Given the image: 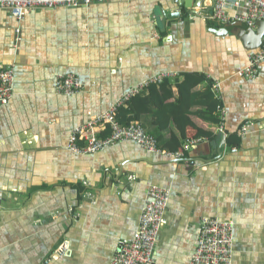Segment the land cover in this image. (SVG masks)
<instances>
[{
  "label": "crops",
  "instance_id": "crops-1",
  "mask_svg": "<svg viewBox=\"0 0 264 264\" xmlns=\"http://www.w3.org/2000/svg\"><path fill=\"white\" fill-rule=\"evenodd\" d=\"M191 3L40 7L19 21L0 9V68L14 66L0 107V264H110L118 241L136 232L150 185L169 191L151 264H187L204 217L233 223V264H264V61L255 78L240 75L259 50L253 31L244 26V39L239 21H210L213 0ZM165 72L220 83L222 130L198 116L173 119L181 157L129 140L93 154L69 149L74 127ZM64 75L82 90L57 92ZM135 97L134 121L149 125Z\"/></svg>",
  "mask_w": 264,
  "mask_h": 264
},
{
  "label": "built area",
  "instance_id": "built-area-1",
  "mask_svg": "<svg viewBox=\"0 0 264 264\" xmlns=\"http://www.w3.org/2000/svg\"><path fill=\"white\" fill-rule=\"evenodd\" d=\"M110 0H0V9H7L16 20H21L30 11L40 7L85 6L93 2ZM213 12L210 21L229 22L230 20L254 26L257 20H264V0H213ZM229 10L233 13L229 14ZM242 10L243 12L239 11ZM19 29H16L18 32ZM258 51L248 56L247 66L240 72L246 78H255L257 66L264 61V36ZM176 74L165 72L152 76L128 91L122 98L113 102L102 113L93 115L89 120L74 127L68 138V147L75 154H93L101 148L115 142L133 141L149 152L161 153L170 157H181L183 152L161 148L157 139L147 132L138 121L123 125L117 118V110L130 97L140 93L143 86L151 82H160L164 78H173ZM14 66L0 68V107L5 105L12 93ZM218 81L212 85L217 99L219 97ZM57 92L72 94L79 92L83 84L75 75L58 76L55 80ZM225 120V109L219 110V125ZM245 124L241 133L244 132ZM108 129V134L100 136L101 130ZM224 132V131H221ZM169 200V191L159 185H150L146 190V201L140 213L136 232L130 239H120L110 264H151L162 228L166 223L165 211ZM199 235L194 251L187 264H233V223L217 218L204 217L199 223ZM64 251V246L61 248Z\"/></svg>",
  "mask_w": 264,
  "mask_h": 264
},
{
  "label": "trees",
  "instance_id": "trees-1",
  "mask_svg": "<svg viewBox=\"0 0 264 264\" xmlns=\"http://www.w3.org/2000/svg\"><path fill=\"white\" fill-rule=\"evenodd\" d=\"M213 83V79L199 72L179 73L173 79L164 78L160 82L148 83L143 86L140 95L150 122L147 125L142 121L141 125L157 139L161 148L176 151L171 146L170 131L173 119L176 121L186 116H198L203 120L219 123L222 103L215 97ZM199 85H202L199 87L201 89H197ZM174 87L177 89V95L173 93ZM157 93L162 94L161 101ZM135 96L128 98L117 110V118L123 125L135 120L136 111L133 104ZM170 98H173V101L169 102ZM195 108L197 109L194 110ZM102 132L108 134L109 131L105 129Z\"/></svg>",
  "mask_w": 264,
  "mask_h": 264
},
{
  "label": "water",
  "instance_id": "water-1",
  "mask_svg": "<svg viewBox=\"0 0 264 264\" xmlns=\"http://www.w3.org/2000/svg\"><path fill=\"white\" fill-rule=\"evenodd\" d=\"M182 1V3H184L185 7L187 8H190V7H194V4L191 3L189 5V0H180ZM178 13H180L178 11ZM241 30H243V35H244V39L247 38V35L249 36V32H251L250 30H248L247 28H250L253 33L255 34V38H256V42L258 43L257 45H252L251 48L252 49H257L258 47H260L261 45V42H262V37L264 36V20H257L255 23H254V27L252 26H248L246 25L245 23H242L240 22L238 25H237ZM244 26H246L247 28H245ZM223 142L225 143V141L223 140Z\"/></svg>",
  "mask_w": 264,
  "mask_h": 264
},
{
  "label": "rangeland",
  "instance_id": "rangeland-1",
  "mask_svg": "<svg viewBox=\"0 0 264 264\" xmlns=\"http://www.w3.org/2000/svg\"><path fill=\"white\" fill-rule=\"evenodd\" d=\"M215 94V93H214ZM216 97V96H215ZM216 99H217V97H216Z\"/></svg>",
  "mask_w": 264,
  "mask_h": 264
}]
</instances>
